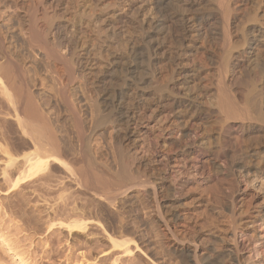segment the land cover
Segmentation results:
<instances>
[{"label":"bare ground","instance_id":"obj_1","mask_svg":"<svg viewBox=\"0 0 264 264\" xmlns=\"http://www.w3.org/2000/svg\"><path fill=\"white\" fill-rule=\"evenodd\" d=\"M242 1L108 0L104 7L101 0H0V136L7 141L5 147L0 145V153L7 157L5 167L15 165L17 158L22 162L11 187L21 190L42 180L47 184L50 173L57 170L75 187L73 198L62 194L57 202L64 206L66 202H87V206L70 211L64 223L58 222L67 233L85 231L87 222L96 221L86 220V216L97 217L100 212L108 214L110 224H125L131 219L132 210L146 225L153 243L159 240L161 247L171 243L184 247L172 256L157 252L168 262H222L223 257L218 255H199L203 243L198 242L194 232H185L183 237L176 234V228L186 222V214L173 212L168 205L171 182L157 174V161L144 155L135 159L126 156L135 162L129 167L126 158L121 157L117 158L118 170L112 172L99 160V141L101 126L107 125V134L121 153L124 142L130 139L129 123L142 120L164 97L172 101V110L177 112L176 128L183 136L189 121L181 110L184 101L165 85H157L156 67L163 65L168 78H174L183 62L187 41L194 37L207 40L210 27L223 54L216 63L215 106L220 116L217 128L204 129V142L212 152L224 150L229 124H238L243 135L234 138L230 154L223 152L230 170H242L245 165L241 163L258 160L264 152V4L260 7V2H256L249 28L240 41L234 42V13ZM149 6L156 13L148 27L152 33L141 32V16ZM128 29L141 30L140 42L131 44L124 59L108 60L109 49L119 48L120 36ZM249 45L254 47V54L240 101L230 91L226 78L233 51ZM196 58L195 76H200L205 58L201 54ZM104 63L107 68L101 70ZM181 142L173 144L180 147ZM222 181L217 183L221 185ZM133 195L136 202L125 212L122 206ZM247 205L246 212L252 206ZM120 206L121 213L109 211ZM108 241L111 248L130 254L131 241L112 237ZM209 252L213 253L210 249Z\"/></svg>","mask_w":264,"mask_h":264},{"label":"rangeland","instance_id":"obj_2","mask_svg":"<svg viewBox=\"0 0 264 264\" xmlns=\"http://www.w3.org/2000/svg\"><path fill=\"white\" fill-rule=\"evenodd\" d=\"M107 1L101 0V6H106ZM257 1L262 7L264 0H243L238 3L232 24L234 42L240 41L249 28V20ZM146 10L145 15L141 16V20L144 21L143 31L138 29L124 31L120 36L119 48L114 51L109 49L108 60L124 59L131 44L140 42L141 32L152 33L148 27L155 19L156 13L153 6L147 7ZM207 31L210 32L207 40L194 37L187 41L182 52L183 62L174 78H168L163 65L159 64L156 67L158 83L155 80V84L165 85L184 101L181 110L189 121L183 136L176 128L177 112L172 110V101L164 97L160 104L152 106L151 110L145 113L142 120L129 123L130 139L124 142V150H121V153L117 152L119 151L117 145L109 138L107 125L101 126L103 135L101 134L99 141L101 145L99 160L101 164L113 170L112 172L118 170L120 160L117 158L121 157V160L126 156L135 159L144 155L148 160L157 161L154 163L159 170L157 174L171 182L172 191L167 200L170 202L168 205H171L173 212L186 214V222L176 228L179 237H183L185 232H194L198 242L203 243L200 256L210 257L214 254L223 257L224 260L216 264H264V152L259 154V161L251 160L250 163L246 162L248 165L241 163L242 166L245 165L244 169L230 170L224 153L230 154L234 138L243 135L239 125L229 124L230 133L226 135L225 148L223 147L224 150L220 152L210 151L204 142V129L208 131L218 127L216 123L220 113L215 106L216 63L219 62V57L222 58L219 55H223L216 45L217 42L213 40L212 29L209 27ZM253 51L252 45L234 50L233 58L229 62L230 72L226 84L240 101L245 91L247 81L245 74L253 59ZM199 54L205 58V66L202 74L195 76L196 56ZM122 62H125L123 66L126 67V61ZM106 66L107 63L102 64L101 70L106 69ZM194 107L199 110H194ZM0 133L2 135V132ZM4 139V136H0V145L3 147L7 143L6 139L3 141ZM180 140L182 141L180 147L173 144ZM74 142L75 140L72 144L75 145ZM3 155L0 153V264H172L175 261L168 262L167 257L164 259L158 253L162 251L161 253L172 256L183 250L184 247L173 243L161 247L158 239H156L158 243L155 240L157 244L153 243L146 231V225L140 222L141 218L136 217L130 208L136 202L134 195L122 206L124 211L131 210L130 218H133L127 219L125 224L124 222L110 224L108 214L100 212L97 217H91L92 219L86 216V220L88 218L96 221L87 222L88 227L85 231L67 233L66 227L59 225L60 221L64 223L63 219L70 215L73 209L87 206V202H66V206L62 202H57L59 195L62 194L74 197L75 194L71 193L75 187L70 179L56 170L50 173L51 178L46 181L47 184L42 180L31 183L21 190L19 187L12 188L11 181L18 176L17 171L22 162L17 158L15 165L6 168L4 163L7 157ZM126 161L128 166L130 164L129 167L135 164L131 158H126ZM219 181H222L221 185L217 183ZM247 204L252 206L246 212L244 209ZM123 208L120 206L109 211L121 213ZM108 237L117 241L125 239L131 241L132 243L128 245L130 254L123 253L122 249L111 248ZM209 249L213 253L209 252Z\"/></svg>","mask_w":264,"mask_h":264}]
</instances>
